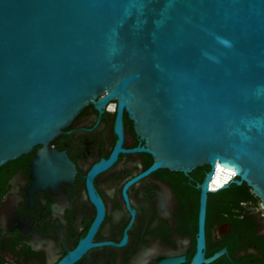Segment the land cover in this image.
I'll list each match as a JSON object with an SVG mask.
<instances>
[{
  "label": "water",
  "instance_id": "water-1",
  "mask_svg": "<svg viewBox=\"0 0 264 264\" xmlns=\"http://www.w3.org/2000/svg\"><path fill=\"white\" fill-rule=\"evenodd\" d=\"M109 102L151 170L209 168L200 237L216 164L264 210V0H0V167Z\"/></svg>",
  "mask_w": 264,
  "mask_h": 264
},
{
  "label": "flooded vegetation",
  "instance_id": "flooded-vegetation-1",
  "mask_svg": "<svg viewBox=\"0 0 264 264\" xmlns=\"http://www.w3.org/2000/svg\"><path fill=\"white\" fill-rule=\"evenodd\" d=\"M116 123V102L86 106L47 146L68 169L37 168L41 147L0 167V264H264V210L250 190L213 192L210 179L200 237L209 169L151 170L129 115L120 135Z\"/></svg>",
  "mask_w": 264,
  "mask_h": 264
},
{
  "label": "bare ground",
  "instance_id": "bare-ground-1",
  "mask_svg": "<svg viewBox=\"0 0 264 264\" xmlns=\"http://www.w3.org/2000/svg\"><path fill=\"white\" fill-rule=\"evenodd\" d=\"M214 174L211 177V179L213 178V180L211 181V186L212 187H220L225 181H227L229 179V177H231L233 175V172L226 170L222 167H220L219 165H215V169H214Z\"/></svg>",
  "mask_w": 264,
  "mask_h": 264
},
{
  "label": "trees",
  "instance_id": "trees-1",
  "mask_svg": "<svg viewBox=\"0 0 264 264\" xmlns=\"http://www.w3.org/2000/svg\"><path fill=\"white\" fill-rule=\"evenodd\" d=\"M209 168L207 166H204L201 168L202 170V174L205 172V170H208ZM228 190L230 191L231 194H233L234 196L236 195H240V196H248V192H249V188L246 186V184H242L241 186H236V185H233V184H230L229 185V188ZM264 252V250H263Z\"/></svg>",
  "mask_w": 264,
  "mask_h": 264
},
{
  "label": "built area",
  "instance_id": "built-area-1",
  "mask_svg": "<svg viewBox=\"0 0 264 264\" xmlns=\"http://www.w3.org/2000/svg\"><path fill=\"white\" fill-rule=\"evenodd\" d=\"M215 169V167H214ZM214 170H213V174H214ZM236 179V175L233 173V175L231 177H229V179L227 181H225L219 188L223 187V186H226V185H229L233 180ZM218 189V188H217ZM217 189H210L212 191H216Z\"/></svg>",
  "mask_w": 264,
  "mask_h": 264
}]
</instances>
